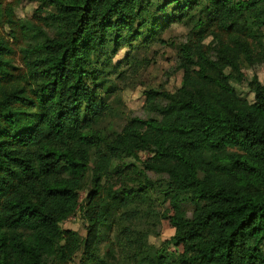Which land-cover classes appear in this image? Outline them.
Masks as SVG:
<instances>
[{
  "label": "trees",
  "instance_id": "obj_1",
  "mask_svg": "<svg viewBox=\"0 0 264 264\" xmlns=\"http://www.w3.org/2000/svg\"><path fill=\"white\" fill-rule=\"evenodd\" d=\"M16 1L0 0V264H264V82L217 111L238 101L234 67L264 61V0H26L31 19ZM173 23L190 27L182 85L145 91L143 115L104 133L112 60ZM114 161L145 183L109 187ZM78 211L86 236L63 227Z\"/></svg>",
  "mask_w": 264,
  "mask_h": 264
},
{
  "label": "rangeland",
  "instance_id": "obj_2",
  "mask_svg": "<svg viewBox=\"0 0 264 264\" xmlns=\"http://www.w3.org/2000/svg\"><path fill=\"white\" fill-rule=\"evenodd\" d=\"M36 9L37 5L35 3L26 0L16 1V13L19 18H33ZM262 31L264 33V28ZM189 33L190 27L173 23L162 34V38L166 43L153 42L149 46L135 44L131 49H124L114 57L112 60L114 70L111 75L114 94L108 100L112 110L101 123L100 128L104 133L113 136L123 129L133 115H143V108L146 103L145 91L158 89L175 92L182 85V72L175 69L178 55L177 47L187 39ZM206 43L218 48V44L213 38H209ZM233 71L236 73V79L232 84L235 87L238 101L232 103L223 99L217 108V111L222 115L232 116L242 108V100L249 102L253 100V95L249 89V81L253 75H257L264 82V61L258 62L255 67L250 69L243 65H237ZM126 163L130 165L138 164L132 159L126 160ZM114 165H117L118 169L115 172L113 182L109 186L112 189L140 187L145 183L143 182L144 178L139 177L134 169H124V165L118 163V161H114ZM91 166H98L96 160L92 161ZM198 176L200 179L203 178L201 173H198ZM89 182L90 179L85 189L80 192L81 203H85L88 194L92 190ZM158 210L162 213V222L157 228L159 236L152 238V242L159 247L164 241L171 239L175 230L169 219L173 215L171 208L166 204L159 206ZM63 227L86 236V222L82 218L81 211H78L76 215L67 220ZM111 235L112 240L118 243L117 247H124V245L129 244L124 234L117 236L112 233ZM123 249L124 256L128 252V248L125 246ZM170 251H174V248H171ZM122 253L119 250V254ZM76 264H80L79 255L76 258Z\"/></svg>",
  "mask_w": 264,
  "mask_h": 264
}]
</instances>
